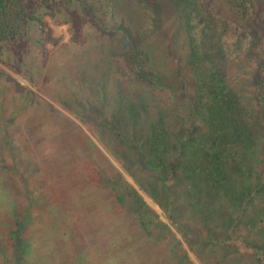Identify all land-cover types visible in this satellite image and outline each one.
Masks as SVG:
<instances>
[{
  "label": "trees",
  "instance_id": "1",
  "mask_svg": "<svg viewBox=\"0 0 264 264\" xmlns=\"http://www.w3.org/2000/svg\"><path fill=\"white\" fill-rule=\"evenodd\" d=\"M74 1L81 16L94 23L102 36L118 35L121 45L126 47L120 58L136 80L152 88L180 90L179 95L190 97L182 99L179 114L169 116L161 111L147 113L145 104L133 107L129 135L123 123L102 117L97 124L109 128L99 136L111 143L112 153L123 160V169L176 226L181 239L188 241V248L198 258L204 250H218L222 256L224 253L238 257L242 264H264V19L257 17L253 0H220L228 4V15L203 0H174L176 33L185 37L182 40L185 46H181L186 49L184 75L188 76L183 78L188 77L190 83L183 81L172 83L173 86L164 83V78L169 75L174 81V75H179L182 67L164 75L149 67L137 46L128 45L125 28L121 24L110 25L113 18L106 8L108 0ZM44 3L45 0H0V62L13 67L29 83L37 75V51H45L43 44L52 41L43 17L48 15L53 22H67L54 19L48 10L38 11ZM32 26L38 30L34 37L29 35ZM105 53L102 57L106 60ZM228 64L233 67L226 68ZM7 80L16 83L0 67V94ZM80 80H73L75 85L69 89L63 86L54 100L75 104L83 98L85 85ZM14 86L20 87L18 83ZM46 90L45 85L42 91L46 94ZM20 92L17 94L13 88L11 94L17 99L11 103L4 102V96L0 95V149L8 151L7 157L0 150V178L13 175L16 180L8 186L25 192L27 201L21 207L12 199L4 203L0 199V264L28 263L27 230L30 208L34 205L28 175H21L28 172V164L19 165L17 158L21 155L15 150L21 148L10 144L3 126L20 127L21 136L31 147L57 130L48 133L45 129L46 120H56L51 118L56 116L54 109L39 106V98L27 88ZM35 109L46 111L43 117L40 115L43 120L39 121ZM41 170L44 177L53 175L43 167ZM78 173L76 168L72 174ZM92 173L95 181L96 172ZM57 180L59 184L63 182L60 177ZM103 180L113 196L112 210L119 217L126 213L133 215L143 234L148 235L156 211L145 205L118 172L114 177L103 176ZM0 182V188L4 187L3 181ZM41 223L42 229L53 232L57 240L53 217L47 215ZM45 233L40 240L45 244L40 256L52 257L54 245L45 240ZM105 243L108 248L100 250L102 264H134L128 262L129 257L118 260L116 248ZM60 252L57 249L53 260L43 259L39 264H86V259L81 258L87 254L86 250L79 255L72 252L76 256L69 259Z\"/></svg>",
  "mask_w": 264,
  "mask_h": 264
},
{
  "label": "rangeland",
  "instance_id": "2",
  "mask_svg": "<svg viewBox=\"0 0 264 264\" xmlns=\"http://www.w3.org/2000/svg\"><path fill=\"white\" fill-rule=\"evenodd\" d=\"M203 1L216 8L219 13L228 15V4L223 1ZM253 3L257 17L260 16L263 20L264 0H253ZM106 8L112 12L113 20L110 25L121 24L125 28L126 35L129 36L128 45L137 46L149 67L162 75L182 67V72L174 75V81H171L168 75L165 76L164 83H190L188 77L183 78L188 76L184 75L186 49L183 50L181 46H185V37L183 33L180 37L176 33L178 27L174 0H108ZM43 10L52 12L54 19L67 22H53L48 15L43 17L49 27L52 41L43 44L45 51H37V75H33L35 80L27 82L13 67L0 62L4 74L16 81L13 83L7 80L1 87L0 95L4 96V102L16 101L17 98L11 94L13 88L17 90V94L27 88L39 98V106L52 108L56 112V116L51 117L56 120H46L45 129L48 133L57 130L36 147H31L25 142L20 127L14 124L3 126L10 144L21 148L15 150L21 155L17 158L19 165H25L26 162L28 164V172L21 174L28 175V188L34 203L30 208L31 220L27 230V264H39L43 259L53 260L57 249H60V255L64 253L65 259L74 258L76 254L72 252L79 255L86 250L87 254L81 257L86 259V264H102L100 250L102 252L104 247L108 248L105 242L116 248L118 260H127L129 257L128 262L134 264H188L189 261L191 264H242L238 257L225 256L224 253L222 256L218 250H204L199 255L200 260L196 253L188 248V241L181 239L176 226L174 227L123 169V160L118 154L112 153L111 143L99 136L100 133L106 134L104 131L109 128H101L103 125L97 124L102 117L123 123V129L129 135L133 124V107H142L145 104L144 110L147 113L157 114V111H161L169 116L179 114L177 110L181 102L189 100L190 97L179 95L180 90L167 87L152 88L136 80L120 58V53L126 47L121 45L118 35L108 33L102 36L94 23H89L81 16L74 0H45V3L38 7V11ZM36 33L38 30L32 26L29 35L34 37ZM70 41L74 44L70 45ZM65 43L69 44L63 48L58 47ZM90 43L95 46L91 48ZM96 44H99L100 48ZM104 51L108 56L106 60L103 59ZM232 67L231 64L226 66ZM73 80H80L79 82L85 85L82 90L84 97L79 98L75 104L66 100L63 101L65 104L55 101L53 97L63 91V86L66 85L69 89L75 85ZM237 82L242 83L238 78ZM17 83L19 88L14 86ZM45 85L46 94L42 91ZM35 110L38 111L36 115L39 121L43 120L46 111ZM138 112L144 114L142 110ZM0 150L2 156L8 157V151ZM6 162H9V159ZM6 162L3 163L7 164ZM42 167L53 175L50 178L44 177ZM35 168L36 171H32ZM76 168L79 173L74 175L72 173ZM93 171L96 172L95 181L92 180ZM116 172L136 191L145 205L156 211L157 217L154 218V225L150 226L148 235L143 234L133 215L126 213L119 217L116 211L112 210L113 196L103 176L114 177ZM10 176L0 178L5 185L0 188L5 191L0 192V199L3 203L12 199L15 204L23 207L27 201L25 192L16 189L14 191L8 186L16 180L13 175ZM58 177L63 180L60 184L57 182ZM78 178L82 180L79 181ZM57 184L62 188H54ZM47 215L53 217L58 231L57 240L53 238V232L48 233L42 229L44 223L41 222ZM158 220L163 223H158ZM44 232L45 240L54 245L53 256H49L52 259L48 255L40 256L45 247L44 242H40ZM141 258L146 259V262Z\"/></svg>",
  "mask_w": 264,
  "mask_h": 264
},
{
  "label": "crops",
  "instance_id": "3",
  "mask_svg": "<svg viewBox=\"0 0 264 264\" xmlns=\"http://www.w3.org/2000/svg\"><path fill=\"white\" fill-rule=\"evenodd\" d=\"M1 67V66H0ZM1 68H3V67H1Z\"/></svg>",
  "mask_w": 264,
  "mask_h": 264
}]
</instances>
